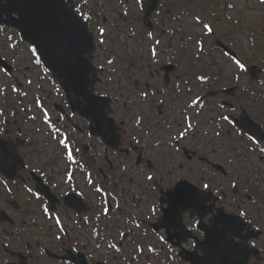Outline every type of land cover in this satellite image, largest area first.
Masks as SVG:
<instances>
[{
  "label": "flooded vegetation",
  "instance_id": "flooded-vegetation-1",
  "mask_svg": "<svg viewBox=\"0 0 264 264\" xmlns=\"http://www.w3.org/2000/svg\"><path fill=\"white\" fill-rule=\"evenodd\" d=\"M91 1L71 0V4L76 7L78 3L83 17H88ZM117 1L101 0V4L92 7L91 13L111 10V4ZM112 18L113 15L110 23L107 18L100 23L96 22V17L87 19L97 43L94 61L101 65L104 58L107 57V63L118 51L117 46L108 49L106 42L107 36L116 32L109 28ZM101 27L105 29L103 36L99 33ZM127 53L121 61L124 77L119 83L128 90L133 103H126L122 112L116 107L115 118L135 114L137 108L149 113L154 111V103H158L156 113L162 119L160 131L169 133L162 123L164 119L171 123L181 113L182 101L172 99L171 85L160 87L165 75L152 66L151 55L142 51L127 50ZM99 86L94 87V92H98ZM141 92L148 93L147 99L141 97ZM192 100L188 98L182 113L193 125L198 120V106L190 108ZM61 101L64 109L0 115V214L11 218V222L1 226L20 238L17 251L9 252L7 257L12 264H117L125 260L123 250L117 245L133 243L139 246L138 255L133 258L136 264L141 261L144 264H192L186 260L191 255L187 253L197 254L194 264H264V153L255 156L242 149L239 155L241 148H248L246 144H238L233 147L234 155L231 144L237 141L229 138L230 129L224 133L226 121L221 115H217L221 124L216 125L209 136L208 146L213 147L214 152L208 157L200 154L201 147L206 148L207 143L204 138L199 144L196 133L191 137L192 144L188 138L187 146L180 148L182 160L187 164L204 163L205 172H209L191 168V175H173L171 168L176 158L158 152V144L138 148L132 143L127 149H110L104 144L99 133L101 126L95 119L91 134L92 122L84 114L69 109L65 91H62ZM97 108L99 106L93 111ZM45 112L48 123H45ZM146 117L155 118L151 114ZM228 117L232 118L229 114ZM119 122L122 129L125 121ZM124 133L122 129V138ZM65 138L75 162L67 159L66 150L59 144V140ZM7 146L15 155L17 153V159H22L23 167L11 157ZM261 146L264 148V144ZM219 164L222 168L218 169ZM142 165L147 167L152 180L144 176ZM180 168H184L183 163ZM9 170L12 171L10 177L7 176ZM221 175H228L227 180L221 179ZM37 178L59 200L57 208L55 205L53 209L54 205H49L45 196L37 192L44 188ZM89 178L92 184L88 183ZM204 178H208V190L203 189ZM187 180L205 193L202 207H185L172 217L165 216V209H173V201L181 194L175 191L177 183ZM233 184L236 186L232 187ZM96 187L103 192H95ZM108 205L111 209L105 215L103 209ZM154 205L155 213L151 211ZM242 211L245 216H240ZM210 232L219 236L207 238ZM234 243L240 249L235 256L229 253V258L223 260L215 252L231 249L225 244ZM217 244L223 247L218 248Z\"/></svg>",
  "mask_w": 264,
  "mask_h": 264
},
{
  "label": "rangeland",
  "instance_id": "rangeland-1",
  "mask_svg": "<svg viewBox=\"0 0 264 264\" xmlns=\"http://www.w3.org/2000/svg\"><path fill=\"white\" fill-rule=\"evenodd\" d=\"M189 2V0H174L173 2H175V6H180V4H182V2ZM230 3L236 4L238 6H240L242 8V10L244 11V8H247V6H249V3H251V9H250V13L253 14V23L254 24H258L259 25V31L264 35V30L261 27V24H259L260 19L258 17H264V11L261 10V6L259 4H257L254 0H227ZM131 14L135 15L138 14V17L141 18L142 13L139 10L138 5L133 4V9L130 12ZM106 15V14H105ZM237 15V14H236ZM114 20L118 19V16H115L113 18ZM204 22H207L206 20H203ZM122 23L119 27V24ZM141 22H139V19H135L134 24L133 25H128L126 27L127 24H129V20H122L120 22H117V26H115L116 28H118V30L120 31L118 34L115 35V37H120V44L123 45V41L125 40L126 37H129L130 34L133 30L138 31L137 32V36L135 37V39H130V42H138L139 46L141 45H146V43H148L147 38L144 37V31L140 28V24ZM173 22H169V24L171 25ZM174 27H176V24H173ZM127 28V29H126ZM168 29H171L169 27H167ZM185 28H188L189 34L192 35V37L188 40L189 42L186 41V39L182 38L181 36L178 38H174L175 40V46L173 47L172 53L176 54L177 60L179 59V61H181V58L184 57L185 53H178L179 50L178 48L180 46H178L179 44V40L182 39V45L184 44L185 47H187L186 52V56L187 58H183V62L184 66L181 67V69L179 68L178 73L180 74V77H183L182 79H180L179 81H182L183 79H185L186 83H189L190 85L193 86V88L191 89V92L188 93L187 92H181L180 91L182 89L185 90V88L180 87L179 92H175V94H177V96H181L180 100L182 101L181 106H184L189 98V96H193V97H200L203 94H205V92L210 88L213 89V86H215L214 88H217L216 86L220 87V88H225L226 84L224 82V80L227 81V78L233 77L234 72H236L235 70V66L232 63H229V61H224L222 60V58L217 55V52L214 53L213 52V58L210 55L212 53V46H214V43L216 41V38H207L204 39L203 37H205L206 35L203 33V31L201 30V27L198 25H194V24H186ZM225 29V27L223 28V30ZM172 30V29H171ZM219 32V31H218ZM140 34V35H139ZM176 35V34H174ZM218 36H220V33L217 34ZM172 37L170 36V34L167 37H163L160 38V40L162 41L160 43L159 48L162 50H167L168 49V41L171 39ZM112 40V38H111ZM191 40V41H190ZM126 41V40H125ZM199 42H202L203 44V51H199ZM261 44H259V47H263V48H259L256 50L257 53V58H260V56L264 55V40H261L260 42ZM2 44L6 45L7 48L3 47ZM243 48H245V51H248L251 49L249 44H242ZM9 45L6 44V41L4 39H2L0 37V53H2V55L7 58V59H13V57L15 56L16 58L21 59L22 60V70L19 75H20V80L22 81V83L24 84V86H27V91L29 92V94L31 95V93L35 90H37V88H39L40 84H41V79L40 74H41V70L38 68L33 67L34 66V59L32 57H30V50L28 49H24L22 48V50L18 51V52H13L12 50L10 51L9 49ZM185 49V48H184ZM254 49V48H253ZM252 49V50H253ZM29 51V52H28ZM122 53V51H120ZM123 54V53H122ZM253 54V51H252ZM251 54V55H252ZM218 56V57H217ZM252 58L254 57V55L251 56ZM194 59H200V61L202 62V66L200 68L195 67V65L193 64V60ZM213 59L216 60L217 62V66H215V64H213ZM254 61H258L256 59H254ZM188 63L190 65H192V67L189 69H187ZM213 66V68L209 69V67ZM204 68L206 69V71L208 72V74H210L211 76L215 75V71L220 68L223 70V76L221 77V82H217L216 85H214L215 83H213V80H208L207 76L205 74H203L202 71H204ZM209 69V70H208ZM29 70V71H27ZM27 73L29 78L27 79L28 81L30 80L32 83L29 84L28 81L25 80L24 77H22L23 73ZM203 75L206 80L204 82H201L200 80L197 79L198 76ZM264 77V76H263ZM263 77L261 78L260 81V87H261V91L262 89H264L263 84L261 85V83H264V79ZM108 82V80H106V83ZM212 83V85H211ZM242 83H244L245 85L250 84V81L248 80V77L244 76L242 79ZM42 86H44L45 90L47 91L48 88V94H50V92H52V96L48 97L54 100H57L59 98V95L57 96L56 94V90L55 88H52L50 86H48L47 82H42ZM161 87L163 86L160 82ZM208 85H210L208 87ZM107 89H111V92H113L114 90H119L121 93H124V90L120 89L117 86L111 87V83H107L106 85ZM111 87V88H110ZM43 88V89H44ZM171 92H174L173 89H171ZM188 95V96H186ZM48 96V95H47ZM47 98V97H46ZM57 98V99H56ZM185 98V99H183ZM173 99V97H172ZM184 100V102H183ZM180 106V107H181ZM33 108H36L33 105ZM140 112V108H137L136 113ZM154 111L150 110L149 113L145 112L144 109L142 110V117L145 119V116H147V114H153ZM150 125L153 128L154 126H158L159 123L161 122L162 119H159L158 117H153L152 119H150ZM181 114H177L174 117V120L172 121L173 127L170 129L169 133H173V131L179 132L181 129ZM183 127V125H182ZM202 133L199 132V134H197V139L202 142V138L204 135H206L207 130H210V128L208 127H202L201 128ZM152 131H156L158 133H160V131L158 130H152ZM161 134V133H160ZM163 135H166V131H163ZM172 153V152H171ZM169 156H171L170 154H168ZM173 156H175V153L173 154ZM187 172V168L184 170H179V174H183ZM146 174V173H145ZM145 178V177H144ZM222 179V178H221ZM225 180H227V177L225 178Z\"/></svg>",
  "mask_w": 264,
  "mask_h": 264
},
{
  "label": "water",
  "instance_id": "water-1",
  "mask_svg": "<svg viewBox=\"0 0 264 264\" xmlns=\"http://www.w3.org/2000/svg\"><path fill=\"white\" fill-rule=\"evenodd\" d=\"M10 1V0H8ZM18 6L22 5L21 29L25 35L42 37L37 40L41 46L44 61L56 73L61 52L73 56L77 52L85 53L92 49V39L88 34L86 25L76 19L73 13L64 6L63 0H16ZM24 6H28L25 9ZM27 23H32L28 25ZM33 28L38 32L32 31ZM109 103V99H105Z\"/></svg>",
  "mask_w": 264,
  "mask_h": 264
},
{
  "label": "snow or ice",
  "instance_id": "snow-or-ice-1",
  "mask_svg": "<svg viewBox=\"0 0 264 264\" xmlns=\"http://www.w3.org/2000/svg\"><path fill=\"white\" fill-rule=\"evenodd\" d=\"M259 3L260 4H264V0H259ZM227 7L228 8H234L235 5L230 3V4L227 5ZM81 14L83 15V13H81ZM124 15L126 16L127 13H124ZM84 18L85 19H89V17H87V16H85ZM229 19H231V18L229 17ZM194 22H195L196 25H199L201 27V30L203 31V33L206 36L211 37V36L215 35V30L212 27V25L210 23L204 22L200 15H196L194 17ZM99 33H100L101 36H103V34L105 33V29L103 27H101L99 29ZM149 36H151V33H149ZM100 42L104 43L103 39H101ZM156 43L159 44L160 42L156 41ZM13 47H15V46H13ZM30 51L33 53V55H35V53H36V49L35 48L30 49ZM199 51H201V52L203 51L202 42H199ZM151 55H152L153 58H155L157 56V52H156L155 48H153L151 50ZM107 62H108V64H114L115 63L113 60H108ZM36 63L37 64L40 63L39 59L36 60ZM233 63L239 69L240 72L246 71L245 63H243L240 59H238L236 57H233ZM197 79L200 80L201 82H204L206 80V78L203 75L198 76ZM237 79H239V77H237ZM28 83L31 84L32 82L29 80ZM12 91H18V89L13 87ZM189 91H191V89H189ZM25 95H26V93H25ZM140 95H141V97H143L145 99H147V97H148V93L147 92H141ZM37 103L39 104L38 101H37ZM193 106H202L200 104V98L199 97H197L196 99L192 100V102L189 105V107L191 108ZM221 107H223V105H221ZM44 117H45V123H48L49 122V117H48L47 112L44 113ZM222 119L225 120V121H228L229 123H231V120L229 119L228 116H222ZM245 124H246V122H242L241 123V127H245ZM192 127H193V125L191 124V122H188L186 127L184 128V130L178 132L177 136L173 137L172 139L173 140L183 139L185 137L186 133L189 130H191ZM57 131H58V129H57ZM217 135H219V133H217ZM253 142L255 143V141H253ZM59 144L61 146H63V148L66 150L67 159L69 161H71V162H75L74 161V156H73V151H72L70 145L68 144L67 139L65 138V139L59 140ZM260 152L264 153V148H261ZM71 178H72L71 174H69L68 179L71 180ZM147 179L148 180H152L153 177L152 176H148ZM88 183L89 184L93 183L90 178L88 180ZM235 186H236L235 184L232 185V187H235ZM183 187L184 186H182V185H177L178 189H181ZM209 187H210V185L208 183H204L203 184V189L204 190H208ZM28 191L31 192L32 190L28 189ZM95 192L101 193V192H103V189H101L99 187H96L95 188ZM77 195H83V193H77ZM173 195H175V194H173ZM203 199H206L205 193L203 191H198L195 188H191V189H188L186 192H182L180 194L179 198L173 201V208L179 206L180 210H183L185 207H188V208L195 207V206H201L202 207ZM117 207H119V205H117ZM110 209H111V205H108L107 207H105L103 209L104 214L107 215L108 212L110 211ZM151 211L153 213H155L157 211V208H156L155 205L152 207ZM208 211H211V209H208ZM245 215H246L245 212H243V211L240 212V216H245ZM56 223H57V225H59L61 223L58 218L56 219ZM136 227H139V224H137ZM120 235L124 236L126 234L125 233H120ZM57 239H59V237H57ZM161 239H163V238H161ZM109 247L115 248V245H109ZM140 251H143V250L141 249Z\"/></svg>",
  "mask_w": 264,
  "mask_h": 264
}]
</instances>
